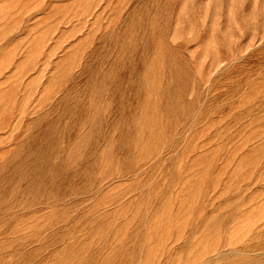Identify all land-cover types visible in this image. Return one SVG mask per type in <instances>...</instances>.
Wrapping results in <instances>:
<instances>
[{"label":"rangeland","instance_id":"374dc122","mask_svg":"<svg viewBox=\"0 0 264 264\" xmlns=\"http://www.w3.org/2000/svg\"><path fill=\"white\" fill-rule=\"evenodd\" d=\"M0 264H264V0H0Z\"/></svg>","mask_w":264,"mask_h":264},{"label":"bare ground","instance_id":"6f19581e","mask_svg":"<svg viewBox=\"0 0 264 264\" xmlns=\"http://www.w3.org/2000/svg\"><path fill=\"white\" fill-rule=\"evenodd\" d=\"M165 63V62H164ZM169 76V75H168ZM157 77V76H156ZM165 87V86H164ZM147 103V102H146ZM149 122V121H148ZM130 153V152H129ZM9 179V178H8ZM15 182V181H14ZM16 188V187H15ZM23 188V187H22ZM30 188V187H29ZM26 189H28V188H26ZM16 190H17V188H16ZM21 190V189H20ZM19 192V191H18ZM21 192H22V190H21ZM13 193V192H12ZM24 193V192H23ZM31 199V198H30ZM50 206V205H49ZM49 212V211H48ZM30 215V214H29ZM50 215V214H49ZM47 216V215H46ZM47 220V219H46ZM43 226V225H42ZM54 227V226H53ZM54 234V233H53Z\"/></svg>","mask_w":264,"mask_h":264}]
</instances>
